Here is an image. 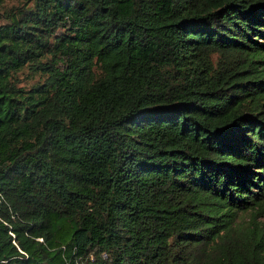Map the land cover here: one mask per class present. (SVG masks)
<instances>
[{
	"label": "trees",
	"instance_id": "trees-1",
	"mask_svg": "<svg viewBox=\"0 0 264 264\" xmlns=\"http://www.w3.org/2000/svg\"><path fill=\"white\" fill-rule=\"evenodd\" d=\"M3 13L0 264H264V0Z\"/></svg>",
	"mask_w": 264,
	"mask_h": 264
},
{
	"label": "rangeland",
	"instance_id": "rangeland-1",
	"mask_svg": "<svg viewBox=\"0 0 264 264\" xmlns=\"http://www.w3.org/2000/svg\"><path fill=\"white\" fill-rule=\"evenodd\" d=\"M20 2H21V0H3L2 4L0 6V24L7 22V19L3 16L4 15L3 10L5 8H8L12 4H17ZM261 59H263V61L260 63V66L264 67V58H261ZM27 73H28L27 69H24L19 73V76L22 79L21 84L29 86V85H31V83L35 82L38 79V75L31 77Z\"/></svg>",
	"mask_w": 264,
	"mask_h": 264
}]
</instances>
